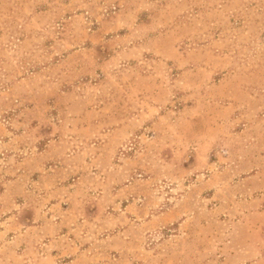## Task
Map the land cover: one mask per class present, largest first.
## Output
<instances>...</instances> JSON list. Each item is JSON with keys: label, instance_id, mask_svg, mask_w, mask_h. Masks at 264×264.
<instances>
[{"label": "rangeland", "instance_id": "rangeland-1", "mask_svg": "<svg viewBox=\"0 0 264 264\" xmlns=\"http://www.w3.org/2000/svg\"><path fill=\"white\" fill-rule=\"evenodd\" d=\"M115 263L264 264V0H0V264Z\"/></svg>", "mask_w": 264, "mask_h": 264}, {"label": "crops", "instance_id": "crops-1", "mask_svg": "<svg viewBox=\"0 0 264 264\" xmlns=\"http://www.w3.org/2000/svg\"><path fill=\"white\" fill-rule=\"evenodd\" d=\"M122 256V255H121ZM121 262H125V259L121 260ZM116 264V263H115ZM122 264V263H121Z\"/></svg>", "mask_w": 264, "mask_h": 264}]
</instances>
